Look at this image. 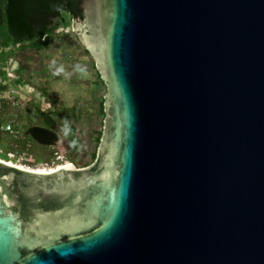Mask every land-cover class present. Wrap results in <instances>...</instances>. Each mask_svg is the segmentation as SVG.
I'll return each mask as SVG.
<instances>
[{
	"label": "water",
	"instance_id": "95a60500",
	"mask_svg": "<svg viewBox=\"0 0 264 264\" xmlns=\"http://www.w3.org/2000/svg\"><path fill=\"white\" fill-rule=\"evenodd\" d=\"M105 87L93 161L0 160V264H264V0H81Z\"/></svg>",
	"mask_w": 264,
	"mask_h": 264
},
{
	"label": "rangeland",
	"instance_id": "374dc122",
	"mask_svg": "<svg viewBox=\"0 0 264 264\" xmlns=\"http://www.w3.org/2000/svg\"><path fill=\"white\" fill-rule=\"evenodd\" d=\"M46 38L49 39L50 47L53 49L50 54L61 52L63 44L67 50H71L79 43L73 28V19L65 13L51 21ZM36 41V39L16 40L7 33L4 26L0 27V160L15 166L35 169L46 165L51 166L52 163L54 166H59L61 163L56 160V157L62 156L63 161L70 160L76 167L87 166L95 157L101 133L97 143L94 142L90 147L86 144L83 147H75L72 141L75 137L69 128L58 129L56 114L49 112L43 104L42 80L35 75L36 70H41V66H35L36 62L32 63L29 67L30 72L23 79L16 80V75L11 73L10 66L15 52L22 48L37 52L42 47L35 44ZM24 85L28 87L23 88ZM61 90H63L62 86L59 89L60 94ZM103 95L102 88L100 98ZM103 119L104 114L101 108L98 117L99 129ZM68 123L69 121L66 125ZM9 124L11 130L3 132L2 127ZM83 138L80 136V139Z\"/></svg>",
	"mask_w": 264,
	"mask_h": 264
},
{
	"label": "crops",
	"instance_id": "0c3cea01",
	"mask_svg": "<svg viewBox=\"0 0 264 264\" xmlns=\"http://www.w3.org/2000/svg\"><path fill=\"white\" fill-rule=\"evenodd\" d=\"M47 41V45L35 53L25 48L16 51L11 61V73L16 75V80L23 79L30 72L32 63L40 65L41 70H36L35 75L42 80L41 99L49 112L56 114L58 129L69 128L75 137L72 139L75 147L85 144L90 147L94 142L97 143L102 129V125L98 128V117L101 107L103 109L105 87L93 59L80 43L71 50H67L63 44L61 52L50 54L53 49L49 39ZM60 86L63 87L61 94ZM102 88L104 95L100 98ZM46 120L51 123L48 118ZM80 136L84 138L80 139Z\"/></svg>",
	"mask_w": 264,
	"mask_h": 264
},
{
	"label": "trees",
	"instance_id": "16d2710c",
	"mask_svg": "<svg viewBox=\"0 0 264 264\" xmlns=\"http://www.w3.org/2000/svg\"><path fill=\"white\" fill-rule=\"evenodd\" d=\"M63 13L82 19L81 0H0V27L16 40L36 39L43 47L51 21Z\"/></svg>",
	"mask_w": 264,
	"mask_h": 264
},
{
	"label": "built area",
	"instance_id": "2783aa9c",
	"mask_svg": "<svg viewBox=\"0 0 264 264\" xmlns=\"http://www.w3.org/2000/svg\"><path fill=\"white\" fill-rule=\"evenodd\" d=\"M2 130L3 132H9L11 130V125H6L5 127H2ZM56 160L59 161V163H61L59 166H54V163L51 164V166H44V167H41V168H35V169H29V168H25L23 166H20V165H17L19 168H22V169H26V170H30V171H34V172H37V173H52L54 172L55 170H57L58 167H62L64 165H67V164H73L72 161H63L64 158L62 156L60 157H56ZM63 161V162H62ZM10 163V162H8ZM12 164V163H11ZM15 165V164H13Z\"/></svg>",
	"mask_w": 264,
	"mask_h": 264
},
{
	"label": "bare ground",
	"instance_id": "6f19581e",
	"mask_svg": "<svg viewBox=\"0 0 264 264\" xmlns=\"http://www.w3.org/2000/svg\"><path fill=\"white\" fill-rule=\"evenodd\" d=\"M6 163H8V162H6ZM10 164V163H9ZM18 167V166H17ZM59 169V168H58Z\"/></svg>",
	"mask_w": 264,
	"mask_h": 264
}]
</instances>
